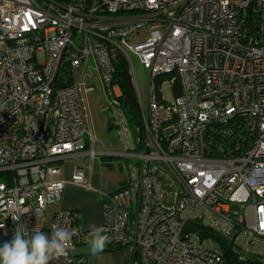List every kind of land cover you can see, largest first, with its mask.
I'll use <instances>...</instances> for the list:
<instances>
[{
  "label": "built area",
  "instance_id": "1",
  "mask_svg": "<svg viewBox=\"0 0 264 264\" xmlns=\"http://www.w3.org/2000/svg\"><path fill=\"white\" fill-rule=\"evenodd\" d=\"M123 51L148 71L133 128L113 78ZM95 76L117 153L95 151L86 130L84 78ZM96 155L123 159L126 182L102 196L100 226L106 246L132 247L130 264H222L209 232L239 258H264V0H0V246L18 224L49 237L66 227L72 247L50 264H82L77 212L45 225V209L64 187L56 163L78 161L70 180L88 186L81 160L90 170Z\"/></svg>",
  "mask_w": 264,
  "mask_h": 264
},
{
  "label": "crops",
  "instance_id": "2",
  "mask_svg": "<svg viewBox=\"0 0 264 264\" xmlns=\"http://www.w3.org/2000/svg\"><path fill=\"white\" fill-rule=\"evenodd\" d=\"M86 130L92 133L91 129L87 127V123ZM88 143H90L89 139L86 138V147L88 146ZM93 147L95 151H99L101 148H104L105 150L114 153L120 152L122 149L119 145L113 146L112 144L109 145L104 143V141L97 140ZM98 157L99 158L93 159L90 170L88 169L90 161L86 164L83 163L85 166L84 171L88 176V186L71 182L70 177L74 169L70 172L68 170L61 171L57 177L64 182L60 200L48 205L45 209V225L49 224L52 215L57 210L72 209L77 212L78 224L83 230L85 238L84 240L77 243L73 253L75 255L83 256L84 264H108L111 258L114 260L116 252L107 254V250H110V247L108 246H105V250L102 253H98L96 255L91 254L89 245L87 243L88 239L90 238L89 225H101L102 196L123 186L126 182V178L122 177L121 172L119 174L114 170V165L118 166L119 171H121L122 167L124 168L122 158L112 155ZM62 161L64 160H60L56 163L58 167H60L59 163ZM90 257L92 259L91 261H89Z\"/></svg>",
  "mask_w": 264,
  "mask_h": 264
},
{
  "label": "rangeland",
  "instance_id": "3",
  "mask_svg": "<svg viewBox=\"0 0 264 264\" xmlns=\"http://www.w3.org/2000/svg\"><path fill=\"white\" fill-rule=\"evenodd\" d=\"M123 14L131 15L130 13L124 12ZM120 15V14H117ZM148 34L146 29H141L139 31L140 37H145ZM132 42H136L134 39ZM124 56L125 60L128 64V70L131 76L132 85L134 87L137 101L142 110H145V87L147 82V74L148 71L143 69L139 64L137 58L128 52H118ZM74 81L76 83L80 80V69L74 70ZM84 83L89 86L91 85V89L87 90L84 94V102L88 112L87 127L91 129L94 139L97 141H104L106 144H112L113 146H120L121 143L117 137V134L114 130L108 128V113L102 110V107L106 104V94L104 90V86L102 82L95 76L93 79L84 78ZM120 88V87H119ZM161 93L163 97L167 100H172L174 97L172 85L168 81H164V84L160 87ZM121 91V90H120ZM90 150V143L85 148V152ZM99 155H96L95 158H99ZM117 159V158H115ZM82 163L86 164L89 162L88 158H83ZM61 171L68 170L69 172L74 169V164H79L78 161L72 159H64V161L60 162ZM114 170L120 174L122 177L126 178L127 172L125 167L119 171L117 165H114ZM47 216V214H46ZM116 252L114 260L111 258L108 264H130L132 260V247H120V248H112L107 250V254ZM89 259V257H88ZM91 257L90 260L91 261ZM100 264V263H99Z\"/></svg>",
  "mask_w": 264,
  "mask_h": 264
},
{
  "label": "clouds",
  "instance_id": "4",
  "mask_svg": "<svg viewBox=\"0 0 264 264\" xmlns=\"http://www.w3.org/2000/svg\"><path fill=\"white\" fill-rule=\"evenodd\" d=\"M19 217L12 218L19 221ZM3 227L4 224H0V228ZM89 228L87 243L91 254L102 253L109 242L105 228L96 224H90ZM29 232L18 224L13 239L0 246V264H50L53 260L67 257L72 247L73 233L66 227L56 228L50 237L36 228L31 230V235Z\"/></svg>",
  "mask_w": 264,
  "mask_h": 264
},
{
  "label": "trees",
  "instance_id": "5",
  "mask_svg": "<svg viewBox=\"0 0 264 264\" xmlns=\"http://www.w3.org/2000/svg\"><path fill=\"white\" fill-rule=\"evenodd\" d=\"M249 28H255L254 24L250 23L247 25ZM114 82L117 83L121 90V95L118 100L120 103L123 115L130 128L138 125L141 122V112L139 103L137 101L136 93L132 85L131 76L128 70V64L124 56L116 54L114 60ZM72 78L68 77L67 80H62L60 77L56 80L58 87L70 84ZM174 93H179V83L174 84ZM108 127L113 128V124L108 117ZM213 239L219 244L222 251V264H264V258H256L255 256H245L239 258L232 250L231 243L225 239L219 237L216 233H208ZM120 248V247H116ZM112 249V248H110ZM84 264V262L82 263Z\"/></svg>",
  "mask_w": 264,
  "mask_h": 264
},
{
  "label": "water",
  "instance_id": "6",
  "mask_svg": "<svg viewBox=\"0 0 264 264\" xmlns=\"http://www.w3.org/2000/svg\"><path fill=\"white\" fill-rule=\"evenodd\" d=\"M111 156V155H110ZM112 156H115V155H112Z\"/></svg>",
  "mask_w": 264,
  "mask_h": 264
}]
</instances>
